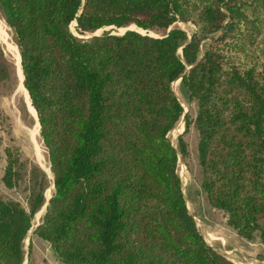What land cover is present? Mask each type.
<instances>
[{
  "label": "trees",
  "instance_id": "16d2710c",
  "mask_svg": "<svg viewBox=\"0 0 264 264\" xmlns=\"http://www.w3.org/2000/svg\"><path fill=\"white\" fill-rule=\"evenodd\" d=\"M14 30L54 193L35 233L67 264H234L190 213L169 139L184 113L173 84L198 102L208 203L264 244V0H0ZM80 33L131 25L124 34ZM185 23L191 35L173 28ZM204 49V52H203ZM6 180L12 186L8 151ZM46 203L0 195V264H23Z\"/></svg>",
  "mask_w": 264,
  "mask_h": 264
},
{
  "label": "rangeland",
  "instance_id": "374dc122",
  "mask_svg": "<svg viewBox=\"0 0 264 264\" xmlns=\"http://www.w3.org/2000/svg\"><path fill=\"white\" fill-rule=\"evenodd\" d=\"M129 27L137 29L135 25ZM70 28L80 38H91L107 31L120 35L126 29L107 27L82 34L75 21ZM173 28L186 30L189 35L192 33V29L185 23H175L170 29ZM168 30L159 33L140 31L158 37L170 32ZM23 81L17 39L0 9V195L7 201L19 202L29 209L32 195L37 192V183L43 177L46 203L34 215L32 228L24 240L23 264H67L59 260L51 245L35 233L43 222L48 200L54 193V174L48 149L41 137L38 116ZM173 89L184 107V113L169 133V139L178 149L180 139L185 143L187 154H179L178 174L188 209L194 216L199 231L207 243L228 261L234 264H264V244L258 238L249 241L240 236L227 224L225 213L208 203L202 187L201 135L196 126L198 102L190 99L181 79L173 84ZM8 151L12 153L14 164L12 186L5 182Z\"/></svg>",
  "mask_w": 264,
  "mask_h": 264
},
{
  "label": "water",
  "instance_id": "95a60500",
  "mask_svg": "<svg viewBox=\"0 0 264 264\" xmlns=\"http://www.w3.org/2000/svg\"><path fill=\"white\" fill-rule=\"evenodd\" d=\"M108 28H110V29H112V28H114V27H108ZM128 30H135V29H133V28H126L125 29V31H124V33L126 32V31H128ZM171 29H169L168 31H170ZM124 33H122V34H124ZM116 35H119V34H116ZM150 35H152V34H150ZM48 204V203H47Z\"/></svg>",
  "mask_w": 264,
  "mask_h": 264
},
{
  "label": "bare ground",
  "instance_id": "6f19581e",
  "mask_svg": "<svg viewBox=\"0 0 264 264\" xmlns=\"http://www.w3.org/2000/svg\"><path fill=\"white\" fill-rule=\"evenodd\" d=\"M24 82V81H23ZM181 130V129H180Z\"/></svg>",
  "mask_w": 264,
  "mask_h": 264
}]
</instances>
